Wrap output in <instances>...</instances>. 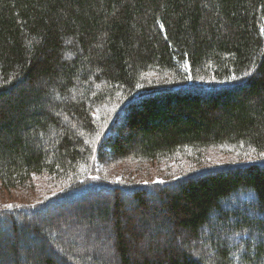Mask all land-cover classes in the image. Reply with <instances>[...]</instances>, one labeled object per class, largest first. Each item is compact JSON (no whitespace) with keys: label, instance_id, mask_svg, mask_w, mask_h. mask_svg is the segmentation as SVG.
<instances>
[{"label":"trees","instance_id":"obj_1","mask_svg":"<svg viewBox=\"0 0 264 264\" xmlns=\"http://www.w3.org/2000/svg\"><path fill=\"white\" fill-rule=\"evenodd\" d=\"M262 29L264 0H0V264H264ZM94 156L127 172L72 208L83 242L28 217L61 192L4 206Z\"/></svg>","mask_w":264,"mask_h":264},{"label":"rangeland","instance_id":"obj_2","mask_svg":"<svg viewBox=\"0 0 264 264\" xmlns=\"http://www.w3.org/2000/svg\"><path fill=\"white\" fill-rule=\"evenodd\" d=\"M228 157H226L224 154H221L219 157L217 158H213L210 163L209 166L212 167V169L215 168H223L224 164H229L230 161L227 160ZM181 163V162H180ZM176 164V165H172V167L170 168V164H160L158 166H151V168H149L150 172H148L147 174V181L146 182H160L162 180H164V175L168 176L169 178L167 180H176L178 179V177H189L190 175H192V173H194L196 171V169H194L195 171L190 172V167L188 166V163L185 165H180ZM169 166V167H168ZM222 166V167H221ZM192 167V166H191ZM122 171H126V169L123 166H115L111 169V172H115L114 174H110L108 173L107 178L110 180H114L117 182H122V178L123 175L120 174L119 172ZM127 172V171H126ZM183 172L182 175L180 176H176L174 177V174H179ZM184 174H186V176H184ZM4 193V192H1ZM45 193L46 191L42 188V187H38L36 186L35 189L31 192H22V191H10V193L5 194L3 197V201H4V206H9V205H13L16 206L20 203H29L34 197H37L38 199L45 197ZM99 195L95 194V193H89L86 195V197L79 199L78 201H71L73 199L67 200L63 203L57 204L55 206H51V208H49L48 210H46L45 212L42 213H37L35 215H31L28 217H34L36 218L35 221H45V222H49L47 224L49 225H53V226H57L58 228L61 229H67V232H69V239L71 240H75L76 242H83L85 239V227L84 226H80L77 227L76 222L74 219H72V208H75L76 206L80 205H84L86 204V202H94V198H98ZM71 201V202H68ZM66 202H68V204H66ZM3 206V207H4ZM55 217V218H54ZM29 219H17L16 223L18 225H22L27 224ZM1 226H5V224H1ZM9 230V229H8ZM8 230H6L7 232H9ZM1 233L3 234V232L5 233V229L2 232V230L0 229ZM100 232V231H99ZM11 233V232H10ZM10 233H6L9 235L7 238H11V234ZM52 233L50 234V232H44L43 237L39 240L40 244L44 243L45 241L48 243L47 247L51 248L54 252L57 251L54 242L55 239L52 237ZM44 238V239H43ZM13 239L15 240L16 237L15 235H13Z\"/></svg>","mask_w":264,"mask_h":264},{"label":"bare ground","instance_id":"obj_3","mask_svg":"<svg viewBox=\"0 0 264 264\" xmlns=\"http://www.w3.org/2000/svg\"><path fill=\"white\" fill-rule=\"evenodd\" d=\"M110 152V151H107ZM96 154H101L97 152ZM111 160H116V158H111ZM96 158L93 157V167L89 168L85 165H82L78 170L77 175L69 178H62L60 182L57 184L53 183H45L42 185V188L46 191L45 197L38 199L34 197L29 203H24L16 205V209H28L34 206H41L45 204V202L53 199L54 192H61V196H58L62 202L73 199L71 201L79 200L86 197L88 192H100V196H104L105 193L102 192H113L110 188H122V184L120 182L110 180L107 178V175H103L100 173V168L96 165ZM51 187H56L58 190L54 191ZM123 199V196H122ZM43 201V202H41ZM68 201V202H71ZM66 202V204H68Z\"/></svg>","mask_w":264,"mask_h":264},{"label":"snow or ice","instance_id":"obj_4","mask_svg":"<svg viewBox=\"0 0 264 264\" xmlns=\"http://www.w3.org/2000/svg\"><path fill=\"white\" fill-rule=\"evenodd\" d=\"M261 34H264V29L261 30ZM261 156H264V153H261ZM160 182L163 183L162 181ZM8 207H11V205H9Z\"/></svg>","mask_w":264,"mask_h":264}]
</instances>
